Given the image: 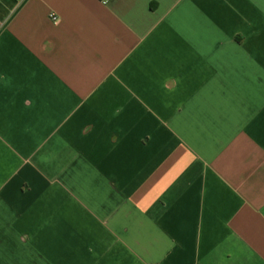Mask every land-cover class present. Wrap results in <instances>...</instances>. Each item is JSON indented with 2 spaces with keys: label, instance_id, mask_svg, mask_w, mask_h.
<instances>
[{
  "label": "crops",
  "instance_id": "obj_1",
  "mask_svg": "<svg viewBox=\"0 0 264 264\" xmlns=\"http://www.w3.org/2000/svg\"><path fill=\"white\" fill-rule=\"evenodd\" d=\"M0 264H264V0H0Z\"/></svg>",
  "mask_w": 264,
  "mask_h": 264
},
{
  "label": "built area",
  "instance_id": "obj_2",
  "mask_svg": "<svg viewBox=\"0 0 264 264\" xmlns=\"http://www.w3.org/2000/svg\"><path fill=\"white\" fill-rule=\"evenodd\" d=\"M102 4L104 5H108L112 0H99ZM61 20L60 19H56V24H60Z\"/></svg>",
  "mask_w": 264,
  "mask_h": 264
}]
</instances>
